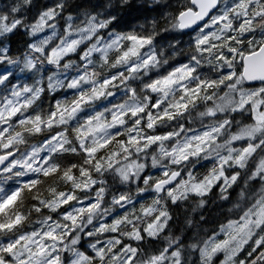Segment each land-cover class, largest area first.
Here are the masks:
<instances>
[{
    "label": "clouds",
    "instance_id": "clouds-1",
    "mask_svg": "<svg viewBox=\"0 0 264 264\" xmlns=\"http://www.w3.org/2000/svg\"><path fill=\"white\" fill-rule=\"evenodd\" d=\"M0 264H264V0H0Z\"/></svg>",
    "mask_w": 264,
    "mask_h": 264
}]
</instances>
